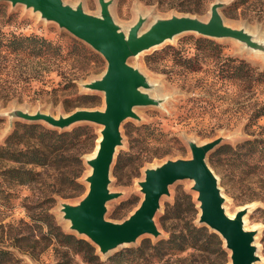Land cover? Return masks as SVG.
<instances>
[{"label": "rangeland", "instance_id": "obj_1", "mask_svg": "<svg viewBox=\"0 0 264 264\" xmlns=\"http://www.w3.org/2000/svg\"><path fill=\"white\" fill-rule=\"evenodd\" d=\"M105 1L109 3L108 10L114 23L127 31L139 15L148 16L144 30L155 18L171 15L196 16L206 20L209 7L218 0H212L204 12L193 14L179 8L150 5L144 0ZM219 1L226 3L221 11L225 23L236 29L244 28L254 39L264 42V0H255L239 9L234 7L236 0ZM63 2L73 7L81 5L83 12L90 15L98 16L100 13L98 0H63ZM0 6L3 8L0 12V145L18 123L37 124L52 129L45 122L34 123L8 118L5 114L12 109L30 112L33 110L31 113L41 111L54 118L70 115L79 109L102 110L103 94L83 90L80 84L98 80L105 70V60L89 45L60 29L54 22L41 19L40 15L33 13L31 9H26L23 5L12 7L8 2L0 3ZM13 35L21 37L36 35L51 42H59L70 37L86 47L94 56L85 61L70 60L62 63L60 67L47 70L46 64L39 62L32 64L24 54L18 56L11 52ZM197 39L211 40L215 47L200 44ZM178 50L200 62V70L190 72L174 65L175 53ZM228 58L243 60L256 73H264V53L254 52L236 40L207 39L194 32L180 34L171 41L147 49L129 59L128 64L142 73L151 84L153 89L149 94L151 98L157 99L160 105L136 107L134 112L138 118L126 119L121 125L122 144L115 151L109 185V191L117 194V198L106 203L105 217L113 223H121L132 215L142 200L139 183L144 178V171L160 166L166 160L189 159L191 152L187 147L188 140L203 144L221 138L220 145L207 155L206 164L218 180L221 195L225 200L224 211L232 216L238 211H246L243 226L247 230L256 232L254 241L257 256L260 258L256 264H264V202L259 199L260 196L264 197L263 153L253 154L251 157L249 155L251 152L243 147L236 165L227 163L228 159H233L235 156L230 152L224 153L225 147L235 148L244 141L254 139L264 141V116L258 119L253 116L264 107V84H259L254 91H247L242 85L224 81L222 79L224 74L219 68ZM159 60L161 62L156 63ZM71 78H76L75 91L72 90L75 94L44 93L61 88ZM3 95L9 96L3 98L1 97ZM86 95L92 98L79 100L78 97ZM65 99H68V102H65ZM87 126L92 129L96 137L95 147L83 157L84 171L77 179L81 187L75 190L71 198L55 197L56 201L51 204L39 200L43 193L53 189L51 181L54 173L49 172L44 183L16 187L11 190L16 198L10 203L0 202V248L11 251L23 264H57V247L41 239L45 229L38 231L29 218V216L42 218L41 212L46 208L62 231L87 241L85 237L68 230V225L65 226L66 222L60 212L62 203L77 204L88 190L85 179L90 174V168L85 164V160L94 155L101 137L99 136L101 128L87 122L73 124L65 131ZM151 130H155L154 136L147 146L129 149V142L134 140L137 134H148ZM129 152L131 154L139 152L140 156L132 163L126 161L117 175H114L117 159ZM211 157L215 166L209 161ZM191 186L192 182L182 180L169 187V195L162 198L160 209L155 216L158 237L143 236L135 244L122 246L106 256H101L94 246L101 264H112L109 258L116 257L126 248H137L143 240L155 244L167 240L169 230L180 229L178 228L180 224L173 221L171 213L161 222V218L167 215V209L175 203V196L180 198L182 221H192L194 225L200 226L197 223L199 212L196 196L190 191ZM183 194L191 196L197 213L191 211ZM59 251L65 252L70 264H89L81 253L67 251L65 248H59ZM191 253V250H187L179 256L164 257L150 264H186L185 258ZM226 264H229V259Z\"/></svg>", "mask_w": 264, "mask_h": 264}, {"label": "water", "instance_id": "obj_2", "mask_svg": "<svg viewBox=\"0 0 264 264\" xmlns=\"http://www.w3.org/2000/svg\"><path fill=\"white\" fill-rule=\"evenodd\" d=\"M12 7L23 5L39 14L41 19L55 23L60 29L89 45L106 62L105 70L98 80L81 83L80 88L103 94L102 110L79 109L67 116L53 117L43 112L12 109L5 115L11 119L29 122H45L53 130L65 131L76 123H92L99 126L100 139L95 153L85 160L90 174L85 179L88 190L77 204L62 203L60 212L68 223V230L76 232L98 249L101 256L132 245L143 236L158 237L155 216L169 187L182 180L192 182L190 191L196 196L199 212L198 224L215 232L228 252L229 264H256L260 261L254 238L255 231L243 226L246 211H238L230 217L224 211V196L221 195L216 175L206 164L210 154L222 139L200 144L187 141L191 152L189 159L166 160L160 166L144 171L139 183L142 200L127 219L113 223L106 219V203L116 199L109 191L110 174L116 149L122 144L120 128L126 119H137L136 107L159 106L151 98V84L145 76L128 64L129 59L147 49L171 41L183 33H197L207 39L236 40L246 48L264 53V42L244 28L236 29L225 23L221 11L226 3L216 1L209 7L206 21L188 15H171L155 18L144 30L148 16L139 15L125 32L114 23L108 10L109 3L98 0L99 15L83 12L81 5L73 7L63 0H0Z\"/></svg>", "mask_w": 264, "mask_h": 264}, {"label": "trees", "instance_id": "obj_3", "mask_svg": "<svg viewBox=\"0 0 264 264\" xmlns=\"http://www.w3.org/2000/svg\"><path fill=\"white\" fill-rule=\"evenodd\" d=\"M147 4L157 5L158 7L179 8L189 13H202L206 10L208 4L212 0H144ZM255 0H236L234 7L238 8L247 6ZM3 8L0 6V12ZM63 39V38H62ZM200 44L211 45V40L197 39ZM11 52L20 56H27V60L32 64H46V69L60 67L62 63L70 60L85 61L94 55L72 38L61 41H48L47 39L36 36H15L11 41ZM174 65L181 67L183 70L190 72L198 71L200 62L193 60L182 54L178 50ZM156 61H154L155 63ZM161 62L160 60L156 63ZM85 63V62H84ZM225 68V69H224ZM223 73L222 79L229 81L231 84L243 86L247 91H254L259 84H264V73L253 70L243 60L228 58L219 68ZM75 80L71 78L61 88H55L50 91H44L45 94H75ZM74 90V91H72ZM74 92V93H73ZM9 95L1 97L7 98ZM79 100L92 98L89 95L78 97ZM78 100V99H77ZM68 102V99L64 100ZM255 119L264 116V107L260 108L254 115ZM151 130L148 134L139 133L134 140L130 141L129 149L136 146H147L153 139ZM96 137L90 127H77L71 131H58L48 129L37 124L18 123L11 133L5 138L0 145V202L2 204L10 203L16 198L13 190L16 187H26L39 185L44 183L49 172L54 173L51 181L52 190H47L40 196L39 200L43 203H54L55 197L63 199L71 198L75 190L81 187L77 183V179L82 175L83 157L88 155L95 147ZM243 147L247 148L249 155L263 153L264 141L254 139L244 141L243 144L237 145L235 148L225 147V152H230L233 159H228L227 163L235 164L240 157ZM141 151V149H140ZM142 152V151H141ZM216 154V153H215ZM137 154L125 153L117 159L114 165V175H117L119 169L126 161L131 163ZM214 165L211 157L209 160ZM215 166V165H214ZM175 203L170 206L161 222L165 221L171 213L173 221L179 223L180 229L169 230V237L165 241H159L150 244L148 240H143L137 248H126L116 257L109 258L112 264H150L156 260H162L164 257H176L184 254L187 250L192 253L185 258L186 264H226L228 262V253L224 249V244L220 237L214 232H210L207 227L196 226L192 221L183 222L180 215L183 214L180 205V198L175 196ZM192 212H196L195 205L191 196L183 194ZM254 199V198H253ZM251 199V201H253ZM264 202V197L260 198ZM42 218L29 216L33 227L38 231L45 229L41 239L53 243L58 250L57 264H70L65 252H60L59 248H65L67 251L78 252L89 264H101L96 254L95 247L83 239L67 234L62 231L54 219L49 215L48 208L42 210ZM184 218V217H183ZM0 264H23L21 260L16 258L11 251L0 248Z\"/></svg>", "mask_w": 264, "mask_h": 264}, {"label": "bare ground", "instance_id": "obj_4", "mask_svg": "<svg viewBox=\"0 0 264 264\" xmlns=\"http://www.w3.org/2000/svg\"><path fill=\"white\" fill-rule=\"evenodd\" d=\"M207 20V19H206ZM206 20H204V21H206ZM227 24V23H226ZM125 30V32H127L126 31V29H124ZM173 40V39H172ZM167 41H169V40H167ZM33 110H31V112H32ZM230 217H233L232 215H229ZM66 225L65 226H67L68 225V223H65Z\"/></svg>", "mask_w": 264, "mask_h": 264}]
</instances>
